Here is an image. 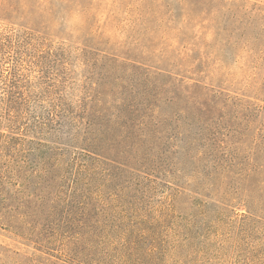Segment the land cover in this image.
Returning <instances> with one entry per match:
<instances>
[{
    "label": "trees",
    "instance_id": "1",
    "mask_svg": "<svg viewBox=\"0 0 264 264\" xmlns=\"http://www.w3.org/2000/svg\"><path fill=\"white\" fill-rule=\"evenodd\" d=\"M111 11L0 0V264H189L197 236L264 228V43L200 0H133L150 58L127 57ZM209 26L238 51L220 60ZM259 239L234 264H264Z\"/></svg>",
    "mask_w": 264,
    "mask_h": 264
},
{
    "label": "rangeland",
    "instance_id": "2",
    "mask_svg": "<svg viewBox=\"0 0 264 264\" xmlns=\"http://www.w3.org/2000/svg\"><path fill=\"white\" fill-rule=\"evenodd\" d=\"M112 1L113 0H74V8L75 10L81 12L83 7H88V9L90 8L91 14H100L101 21L106 20L105 18L109 16V10H114L111 12L116 14V16L115 18L112 17L113 20L109 19V23L106 25L108 31L104 35L108 36L107 34L110 32V30L115 31L116 36L117 34L120 36L122 34L121 39L122 42L125 43L121 47L117 48L114 43L108 48L111 49L113 53L124 55L127 57L138 56L142 60H145V58H150L147 57L148 55L146 53H144L143 55H139V49L136 48L137 44L132 43V36L134 35L132 34L131 30L125 27V24H127L129 21V14L126 11L131 6L133 0H117V3L115 4L114 2L112 3ZM200 1L203 2V7L207 11H209L217 20V24L220 23L221 26H223L224 23H222V20L224 22V19L226 17H229V19L231 20L241 17L245 19L244 23H246L245 37L249 36L250 42L254 43L255 45H257L259 40H261L262 44L264 43V0H225L226 2H224L223 0ZM156 5V10L162 13L164 11V4L161 1H158ZM201 7L202 4H199L194 7V9L198 11ZM240 7L241 10H237ZM231 8L233 9L230 12ZM244 14L246 17H243ZM138 28V26H134L133 30H137ZM202 30H204V32L201 33V35L205 34L207 37V42L211 41L210 44L214 46L212 47V50L216 51V56H219L218 54L221 55V57H219L220 60H222V58L224 57V53L226 55H230L238 51L236 45L232 43L236 41V39H238V34L233 33V35L231 36L230 43H227L228 34L225 30H221L220 34L216 36L213 34L214 29L210 26ZM255 37L257 39H254ZM213 38L217 39L216 43L214 44L212 41ZM172 52L173 51L171 50V52H169L167 55H162L160 58H155L151 60L152 62L157 61L160 64L159 66L167 68L168 64H171L170 61L174 59L172 57ZM231 65L232 62L229 66L232 67ZM232 69L234 68L232 67ZM79 76H81V74H79ZM213 230V232H210V234H213L211 238L216 239L217 245L220 246V248L216 250V247H213L206 252V250L200 244V239L197 236L192 240L195 243H189L187 246H183V262L189 264H206L212 261V264H234V257L236 256L237 251L234 250L233 247L237 246V243H240L241 245H249L258 237L260 238V242L262 241V239L264 240V228L258 230L256 233L249 234V236L246 234L243 235V233H241V230L232 226L222 225V227ZM0 239L5 238L3 235H0ZM253 246H255V244L249 247Z\"/></svg>",
    "mask_w": 264,
    "mask_h": 264
}]
</instances>
